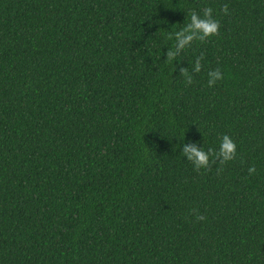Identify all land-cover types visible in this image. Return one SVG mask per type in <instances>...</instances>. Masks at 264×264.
Wrapping results in <instances>:
<instances>
[{"label": "trees", "instance_id": "1", "mask_svg": "<svg viewBox=\"0 0 264 264\" xmlns=\"http://www.w3.org/2000/svg\"><path fill=\"white\" fill-rule=\"evenodd\" d=\"M0 264H264V0H0Z\"/></svg>", "mask_w": 264, "mask_h": 264}, {"label": "clouds", "instance_id": "2", "mask_svg": "<svg viewBox=\"0 0 264 264\" xmlns=\"http://www.w3.org/2000/svg\"><path fill=\"white\" fill-rule=\"evenodd\" d=\"M222 11L225 15H229L228 5L225 4ZM220 28V22L214 18L211 7H205L201 12L192 10L189 22L181 30L174 33L175 44L167 50L166 62L175 61L181 52L192 46L193 42H205L209 38L219 35ZM168 39H173V35L170 34ZM203 58V53L196 58L191 71L188 67L179 68V73L184 77L186 85L193 83V73L201 72V61ZM223 78V73L219 68L209 71L208 86H215L217 81H221ZM182 152L184 157L193 164L196 171H200L201 169L210 170L211 166L217 162L220 166H223L233 161L237 156V145L229 135L225 134L221 138L218 150L209 148L205 151L196 143H185ZM219 170L222 171V167ZM247 171L249 175H253L256 172V168L255 166H250ZM193 214L197 221L206 219L203 215L199 214L198 210H193Z\"/></svg>", "mask_w": 264, "mask_h": 264}]
</instances>
